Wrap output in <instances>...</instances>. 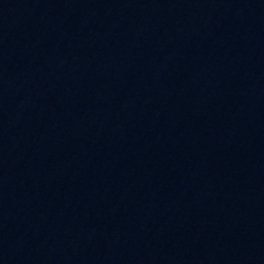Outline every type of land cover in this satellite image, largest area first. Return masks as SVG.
Returning a JSON list of instances; mask_svg holds the SVG:
<instances>
[{
    "label": "water",
    "instance_id": "1",
    "mask_svg": "<svg viewBox=\"0 0 264 264\" xmlns=\"http://www.w3.org/2000/svg\"><path fill=\"white\" fill-rule=\"evenodd\" d=\"M0 264H264V0H0Z\"/></svg>",
    "mask_w": 264,
    "mask_h": 264
}]
</instances>
